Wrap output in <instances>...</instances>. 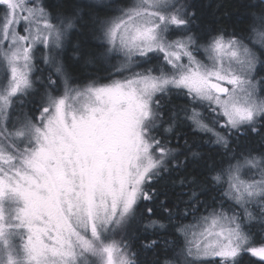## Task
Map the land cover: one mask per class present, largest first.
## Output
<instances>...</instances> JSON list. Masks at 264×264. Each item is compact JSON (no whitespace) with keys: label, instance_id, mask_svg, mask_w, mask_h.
Returning a JSON list of instances; mask_svg holds the SVG:
<instances>
[{"label":"snow or ice","instance_id":"snow-or-ice-1","mask_svg":"<svg viewBox=\"0 0 264 264\" xmlns=\"http://www.w3.org/2000/svg\"><path fill=\"white\" fill-rule=\"evenodd\" d=\"M246 7L244 33H198L186 0H0V264H143L133 240L152 264H264V150L235 146L264 138V0ZM85 15L107 83L63 59ZM184 125L207 139L173 147ZM202 143L220 161L170 192Z\"/></svg>","mask_w":264,"mask_h":264},{"label":"trees","instance_id":"trees-1","mask_svg":"<svg viewBox=\"0 0 264 264\" xmlns=\"http://www.w3.org/2000/svg\"><path fill=\"white\" fill-rule=\"evenodd\" d=\"M88 0H66L68 5L80 3L81 5L87 3ZM255 2V0H252ZM193 10L197 14V24L193 30L198 33H204L213 29H224L227 31L235 30L240 33H244L247 27V20L245 19L248 12L246 5L249 0H187ZM79 45V52L76 51L74 45ZM97 51V42L93 36L91 28L88 26V16H84V24L79 27V31L72 34L71 43L67 46L63 52V59L68 66L71 74L76 78L77 82H86L95 78H106L111 67L106 64L100 58L96 60H90L89 54ZM79 57V58H78ZM264 74V73H261ZM181 98L173 96L167 98V102L164 104L166 109L173 110L179 109L184 106L181 103ZM26 105L28 102L26 101ZM30 106H26L25 111H29ZM179 133L182 137H186L191 143L193 140L200 141L203 139L199 134H196L190 130L187 125L178 127L173 134L169 135V139L173 140ZM183 139H181V144ZM264 138L259 135H254L249 132L246 136H241L239 141L235 145L240 151L244 150H262L264 148ZM194 150L201 153V157L197 159L190 158L185 168L174 171L171 176H166L163 183H167L168 189L172 193H179L182 189L177 185L172 186L169 181H177L181 177L192 178L197 180L202 179L209 171L210 166L214 162H219L221 157L218 155L219 149L216 147H210L208 144H201L199 148ZM210 197H216L215 191H209L202 195V199L209 200ZM185 199L187 196L184 197ZM140 240H133V250L140 251V259L143 264H152L156 259H163V256H157L151 251L144 252L140 249ZM157 251H160L159 249ZM242 264H259L257 258L245 255L242 259Z\"/></svg>","mask_w":264,"mask_h":264},{"label":"rangeland","instance_id":"rangeland-1","mask_svg":"<svg viewBox=\"0 0 264 264\" xmlns=\"http://www.w3.org/2000/svg\"><path fill=\"white\" fill-rule=\"evenodd\" d=\"M186 2H187V0H186ZM41 67H42V65H41ZM112 72V69H111V71H110V73ZM110 73H109V75L106 77V78H95V79H91V80H98L100 83H107V82H109V79H111V78H113V77H111L110 76ZM116 78H118V77H116ZM90 80V81H91ZM88 82V81H87ZM80 83V82H79ZM174 95H177V96H180V97H182V98H184L185 100H186V106L190 103L189 102V99L186 97V96H183V95H179V94H175L174 93ZM165 99V98H164ZM163 99V100H164ZM264 146V145H263ZM210 147H215V146H210ZM262 150H264V148L262 149ZM259 228H260V226L258 225V224H255L254 226H253V231H255V232H259Z\"/></svg>","mask_w":264,"mask_h":264},{"label":"flooded vegetation","instance_id":"flooded-vegetation-1","mask_svg":"<svg viewBox=\"0 0 264 264\" xmlns=\"http://www.w3.org/2000/svg\"><path fill=\"white\" fill-rule=\"evenodd\" d=\"M194 31V30H193ZM90 81V80H89ZM87 82V81H86ZM77 83H79V82H77ZM81 83V82H80ZM82 83H84V82H82ZM173 96H176V97H179V98H181V103L184 105V106H186V100L184 99V98H182V97H180V96H177V95H174V94H171L170 95V97H167V98H172ZM167 98H165L164 100H162V103L163 104H165L166 102H167ZM173 134V133H172ZM169 138V137H168ZM203 139L204 140H206L207 139V137H203ZM173 147H175V145H173Z\"/></svg>","mask_w":264,"mask_h":264}]
</instances>
